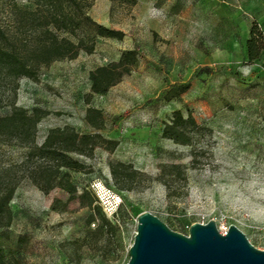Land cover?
Segmentation results:
<instances>
[{"label": "rangeland", "instance_id": "rangeland-1", "mask_svg": "<svg viewBox=\"0 0 264 264\" xmlns=\"http://www.w3.org/2000/svg\"><path fill=\"white\" fill-rule=\"evenodd\" d=\"M89 14L123 30L122 38L97 36L92 51L19 77L15 102L48 110L37 123L38 142L50 128L70 125L117 144L73 153L85 167L70 170L77 186L70 198L59 188L39 189L19 169L25 148L0 140V174L10 167L18 180L11 222L0 226L1 250L21 264H125L142 210L183 233L195 221L233 223L264 249V50L253 60L246 53L251 24L264 32V0H137L131 6L94 0ZM0 21L8 23L4 13ZM126 48L137 53L130 72L105 92H92L90 72ZM185 82V91L166 96ZM12 87L0 79L1 111L9 108ZM88 106L101 111L100 127L86 119ZM174 108L190 111L202 125L193 144L161 135ZM119 161L131 167L119 165L115 178L110 164ZM94 180L121 194L115 218L91 201Z\"/></svg>", "mask_w": 264, "mask_h": 264}, {"label": "trees", "instance_id": "trees-1", "mask_svg": "<svg viewBox=\"0 0 264 264\" xmlns=\"http://www.w3.org/2000/svg\"><path fill=\"white\" fill-rule=\"evenodd\" d=\"M0 0V15L4 13L8 23L0 21V79L13 81L12 99L6 111L0 110V140L16 142L25 148L18 163L19 169L33 184L44 192L59 188L75 197L77 186L70 170H83L85 164L73 155L88 154L96 145L104 144L112 149L117 140L104 137L98 131L80 132L73 126L50 128L41 142L36 140L37 123L48 113L39 106L27 108L15 102L16 80L21 76L34 77L41 65L53 60L75 57L80 50L92 51L97 36L122 38L121 29L107 26L94 20L89 8L94 0ZM131 6L137 0H110ZM264 50V32L254 21L246 39V53L249 60L256 59ZM137 61L134 48H126L117 59L96 66L89 74L92 92H105L111 85L130 72ZM189 86L188 82L171 87L166 96H177ZM1 108V105H0ZM86 119L93 127H100L101 111L88 106ZM200 125L190 111L174 108L168 119L163 121L161 135L174 142L193 144V136L200 132ZM205 128V127H204ZM131 167L130 163L119 161L110 164V171L116 178L120 167ZM10 167L0 174V226H7L12 219L10 199L18 180ZM90 192L84 189L83 193ZM91 201H97L91 193ZM52 203V207H55ZM122 202L118 211L123 208ZM97 208L99 206L96 204ZM118 214V213H117ZM102 220L109 223L104 214ZM0 264H21L15 257L7 256L0 248Z\"/></svg>", "mask_w": 264, "mask_h": 264}, {"label": "water", "instance_id": "water-1", "mask_svg": "<svg viewBox=\"0 0 264 264\" xmlns=\"http://www.w3.org/2000/svg\"><path fill=\"white\" fill-rule=\"evenodd\" d=\"M136 221L125 264H264V249L233 223L222 233L213 218L195 221L183 233L148 210Z\"/></svg>", "mask_w": 264, "mask_h": 264}, {"label": "built area", "instance_id": "built-area-1", "mask_svg": "<svg viewBox=\"0 0 264 264\" xmlns=\"http://www.w3.org/2000/svg\"><path fill=\"white\" fill-rule=\"evenodd\" d=\"M91 186L103 211L109 217L115 218L118 213V209L123 202L121 194L100 180H94L91 183ZM216 225L218 230L222 233H225L228 228V226L224 223Z\"/></svg>", "mask_w": 264, "mask_h": 264}]
</instances>
